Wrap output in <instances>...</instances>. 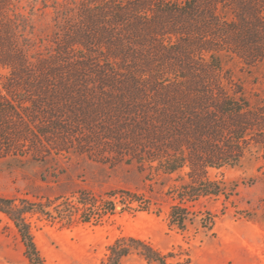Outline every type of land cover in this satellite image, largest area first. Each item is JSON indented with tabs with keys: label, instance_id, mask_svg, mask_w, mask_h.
Here are the masks:
<instances>
[{
	"label": "trees",
	"instance_id": "obj_1",
	"mask_svg": "<svg viewBox=\"0 0 264 264\" xmlns=\"http://www.w3.org/2000/svg\"><path fill=\"white\" fill-rule=\"evenodd\" d=\"M38 10L50 15L45 36L36 33ZM226 58L264 64V0H0V157L20 160L33 147L43 153L66 125L72 133L95 129L139 171L149 169V180L182 181L164 192L176 200L168 225L199 222L206 233L212 214L196 220L186 203L230 194L208 170L256 153L264 175V97L247 95L224 70ZM60 103L63 119L54 115ZM81 194L89 221L91 203ZM110 195L127 210L154 204L129 189ZM34 204L0 195L29 264H44L25 219ZM108 251L105 264L133 252L171 264V253L132 235Z\"/></svg>",
	"mask_w": 264,
	"mask_h": 264
},
{
	"label": "rangeland",
	"instance_id": "obj_2",
	"mask_svg": "<svg viewBox=\"0 0 264 264\" xmlns=\"http://www.w3.org/2000/svg\"><path fill=\"white\" fill-rule=\"evenodd\" d=\"M34 25L39 36L47 35L50 15L36 11ZM223 68L251 99L255 94L264 97V64L226 58ZM63 111L60 103L54 115L66 118ZM72 129L66 125L65 130H56L43 153L33 147L21 152L20 160L0 157V195L13 198L16 204L21 199L36 202L25 219L44 264H105L108 246L123 235L141 238L163 254L171 253L167 258L171 264H264V175L256 153L237 165L209 169L208 177L221 181L230 194L187 202L196 220L207 211L213 224L206 233L199 222L179 230L168 225L169 206L176 200L164 192L182 181L149 180V169L139 171L137 162L119 156L113 142L99 131L82 128L72 133ZM187 170L183 167L179 172L184 181H189ZM117 189L144 194L154 204L150 210L124 209L110 195ZM80 193L91 203L94 216L89 221L82 218ZM111 200L114 210L109 208ZM0 264H29L13 222L1 211ZM119 264L154 263L133 252Z\"/></svg>",
	"mask_w": 264,
	"mask_h": 264
}]
</instances>
